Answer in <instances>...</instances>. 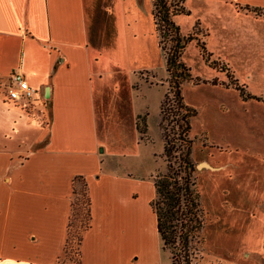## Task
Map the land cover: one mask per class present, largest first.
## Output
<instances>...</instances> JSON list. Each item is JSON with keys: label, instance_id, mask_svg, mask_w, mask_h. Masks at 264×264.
<instances>
[{"label": "crops", "instance_id": "crops-1", "mask_svg": "<svg viewBox=\"0 0 264 264\" xmlns=\"http://www.w3.org/2000/svg\"><path fill=\"white\" fill-rule=\"evenodd\" d=\"M125 1L0 0V264H56L75 177L85 183L91 218L81 236L79 264L163 263L150 206L158 166L135 130L139 113L132 87L136 73L153 71L131 69L126 80L120 66L143 46L136 18H124ZM130 1L136 10L143 0ZM200 1H222L264 24V0ZM153 32L158 48L154 27ZM16 69L34 89L29 109L5 94ZM110 86L116 94L121 86L122 97L109 99ZM110 103L128 140L122 134L120 139L118 125L108 143L104 111ZM144 158L154 162V170L133 173L128 161ZM139 232L153 242V256L134 249Z\"/></svg>", "mask_w": 264, "mask_h": 264}, {"label": "rangeland", "instance_id": "rangeland-1", "mask_svg": "<svg viewBox=\"0 0 264 264\" xmlns=\"http://www.w3.org/2000/svg\"><path fill=\"white\" fill-rule=\"evenodd\" d=\"M184 7L188 15L176 18L181 33L197 24L206 34L198 35L197 40L211 54L206 60L193 41L181 55L191 75V81L180 86L181 96L196 112L189 123L190 156L194 166L206 162L213 168H195L193 172L202 225L190 242L189 264H264V24L239 15L222 1L185 0ZM124 10L127 22L135 18L138 21L134 29L137 36L141 35L143 46L140 53L127 54L120 66L124 67L126 80L131 69L153 71L136 73L132 87L138 125L144 116L147 119L148 130L139 135L140 144L154 156L156 174L162 175L166 160L162 155L159 104L167 89V75L154 43L151 3L143 0L135 10L126 0ZM130 28L127 26V34L131 35ZM212 61L218 62V67ZM221 66L227 71L220 70ZM112 87L108 88L109 99L122 97L121 86L118 94ZM104 114L108 118V143L113 144L118 125L119 136L128 140L127 129L120 134L124 121L122 124L120 116L118 121L114 104L110 103ZM162 126L170 131L172 123L162 122ZM127 164L137 175L155 168L148 158L129 160ZM75 188L78 192L80 185ZM139 237L134 249L153 256V242L141 237L140 232ZM73 249L70 245L56 264H73ZM161 252L162 264L176 259L174 249L166 247Z\"/></svg>", "mask_w": 264, "mask_h": 264}, {"label": "trees", "instance_id": "trees-1", "mask_svg": "<svg viewBox=\"0 0 264 264\" xmlns=\"http://www.w3.org/2000/svg\"><path fill=\"white\" fill-rule=\"evenodd\" d=\"M258 15V9H251ZM183 0H151V20L157 38V44L164 59V70L167 75V89L159 104V127L162 130V155L166 160L165 173L152 177L154 198L150 206L156 218V232L161 249H174L176 259L170 264H189L191 256L190 242L200 231V209L198 195L194 189L193 172L195 169L191 154V140L188 138L190 119L195 110L185 104L180 92L184 82L191 81L188 67L181 60L185 47L195 41L202 57H210L205 51L203 42L197 40L201 35L195 24L190 34H182L174 18L187 15ZM218 67V62H213ZM220 70L227 71L223 66ZM236 84V81L234 82ZM235 89L237 87L235 86ZM135 117V130L139 135L147 130L146 116L140 123ZM162 122L172 123L170 131H166ZM172 161V162H171ZM79 184L77 192L75 186ZM72 199L70 213L66 225V237L62 248L64 254L70 245L75 257L73 264H79V246L81 236L90 225V203L86 186L81 177H75L71 183ZM76 195L79 197L76 198Z\"/></svg>", "mask_w": 264, "mask_h": 264}, {"label": "built area", "instance_id": "built-area-1", "mask_svg": "<svg viewBox=\"0 0 264 264\" xmlns=\"http://www.w3.org/2000/svg\"><path fill=\"white\" fill-rule=\"evenodd\" d=\"M5 94L9 100L27 106L32 102L34 89L29 86L19 69H16L9 76Z\"/></svg>", "mask_w": 264, "mask_h": 264}, {"label": "water", "instance_id": "water-1", "mask_svg": "<svg viewBox=\"0 0 264 264\" xmlns=\"http://www.w3.org/2000/svg\"><path fill=\"white\" fill-rule=\"evenodd\" d=\"M205 167H206V168L213 169V168L209 167L207 164H205V163H203V162L198 163V164L195 166L196 169L205 168Z\"/></svg>", "mask_w": 264, "mask_h": 264}]
</instances>
